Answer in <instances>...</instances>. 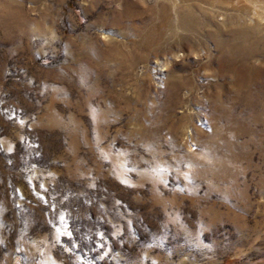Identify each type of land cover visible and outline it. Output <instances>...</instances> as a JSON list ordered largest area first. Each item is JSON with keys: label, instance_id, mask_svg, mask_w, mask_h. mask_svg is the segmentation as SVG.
Returning a JSON list of instances; mask_svg holds the SVG:
<instances>
[{"label": "rangeland", "instance_id": "374dc122", "mask_svg": "<svg viewBox=\"0 0 264 264\" xmlns=\"http://www.w3.org/2000/svg\"><path fill=\"white\" fill-rule=\"evenodd\" d=\"M258 1L0 0V264H264Z\"/></svg>", "mask_w": 264, "mask_h": 264}, {"label": "bare ground", "instance_id": "6f19581e", "mask_svg": "<svg viewBox=\"0 0 264 264\" xmlns=\"http://www.w3.org/2000/svg\"><path fill=\"white\" fill-rule=\"evenodd\" d=\"M258 4H263L264 5V0H259L258 1ZM263 8V7H262ZM262 28H264V26L262 25ZM257 40H259V39H257Z\"/></svg>", "mask_w": 264, "mask_h": 264}]
</instances>
